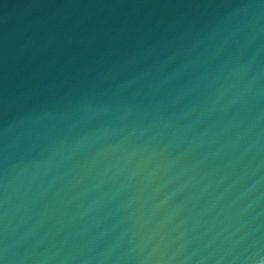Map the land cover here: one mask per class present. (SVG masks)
<instances>
[{
  "label": "water",
  "instance_id": "water-1",
  "mask_svg": "<svg viewBox=\"0 0 264 264\" xmlns=\"http://www.w3.org/2000/svg\"><path fill=\"white\" fill-rule=\"evenodd\" d=\"M0 264H264V0H0Z\"/></svg>",
  "mask_w": 264,
  "mask_h": 264
}]
</instances>
